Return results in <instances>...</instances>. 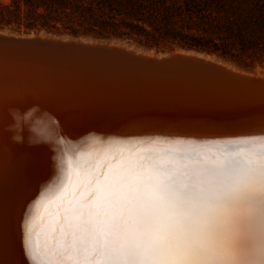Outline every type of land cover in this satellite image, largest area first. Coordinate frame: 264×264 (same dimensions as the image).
Masks as SVG:
<instances>
[{"label":"snow or ice","instance_id":"snow-or-ice-1","mask_svg":"<svg viewBox=\"0 0 264 264\" xmlns=\"http://www.w3.org/2000/svg\"><path fill=\"white\" fill-rule=\"evenodd\" d=\"M67 175L88 199L25 223L30 264H264V240L248 243L256 226L264 237V132L211 154L170 146L68 162Z\"/></svg>","mask_w":264,"mask_h":264},{"label":"water","instance_id":"water-1","mask_svg":"<svg viewBox=\"0 0 264 264\" xmlns=\"http://www.w3.org/2000/svg\"><path fill=\"white\" fill-rule=\"evenodd\" d=\"M72 38L0 34V114L47 119L59 133L76 129L73 116L120 112L210 138L264 132V78L191 55L149 57ZM55 65V72L26 67Z\"/></svg>","mask_w":264,"mask_h":264},{"label":"bare ground","instance_id":"bare-ground-1","mask_svg":"<svg viewBox=\"0 0 264 264\" xmlns=\"http://www.w3.org/2000/svg\"><path fill=\"white\" fill-rule=\"evenodd\" d=\"M0 34L20 37H42L72 40V37H57L42 33L16 35L0 30ZM80 41L93 43L91 39L80 38ZM144 54L149 57H166L172 54L191 55L216 62L228 69L241 73H250L264 78V73L249 72L237 69L207 54L188 49L154 55L132 48L128 45L111 41H97ZM29 70L40 71L52 67H31ZM25 69V66H24ZM0 114V264H30L24 250L25 223L35 218L38 222L48 223L56 215L63 216V205L68 199L80 198L87 201L83 184H73L68 180V162L77 161L95 164L97 161H118L122 154L138 152L145 149H165L170 146H194L209 154L217 151L230 142L251 137L199 135L193 131L169 129V125L159 120L143 117L141 112L116 113L122 117L88 120L89 115L72 118L76 129L61 131L52 129L49 120L38 122L30 117ZM141 116V117H139ZM148 116V115H146ZM164 125V126H163ZM174 125V124H173ZM166 127V128H165ZM83 134L76 135L78 130ZM184 133V134H183ZM191 133V134H186ZM61 136V137H60ZM77 136V137H76ZM60 138L64 141L60 143ZM60 144H57V143ZM64 144V145H63ZM60 152V153H59ZM57 153V154H56ZM75 175V171L73 172ZM67 185V195L55 203V198ZM19 235V236H18ZM18 237V240H16ZM264 237L259 226L250 230L248 243L258 248ZM19 242V245H18Z\"/></svg>","mask_w":264,"mask_h":264},{"label":"trees","instance_id":"trees-1","mask_svg":"<svg viewBox=\"0 0 264 264\" xmlns=\"http://www.w3.org/2000/svg\"><path fill=\"white\" fill-rule=\"evenodd\" d=\"M0 30L194 50L245 71L264 65V0H0Z\"/></svg>","mask_w":264,"mask_h":264},{"label":"rangeland","instance_id":"rangeland-1","mask_svg":"<svg viewBox=\"0 0 264 264\" xmlns=\"http://www.w3.org/2000/svg\"><path fill=\"white\" fill-rule=\"evenodd\" d=\"M4 2H9V0H3ZM3 31V30H1ZM4 32H7V33H12V34H16V35H28V34H24V33H14V32H11V31H4ZM42 34H46V35H51V36H59V37H74V36H70V35H67V34H50V33H46L44 31L41 32ZM31 34H37V33H30ZM82 38H85V39H91V40H99V39H96V38H93V37H82ZM101 41V40H100ZM106 41V40H104ZM108 41H111V42H114V43H117V44H123V45H128L132 48H135L137 50H140V51H143V52H147V53H150V54H154V55H160V54H165V53H170V52H173V51H165V52H155V50H151V51H147L146 49L138 46L137 44L135 43H132V42H126V41H121V40H108ZM180 49H175V51H179ZM213 58L214 60L217 59L215 57H211ZM219 60V59H218ZM221 61V60H219ZM228 65L230 64L231 66L237 68V69H240V70H243L241 66H239L237 63H232V62H227ZM226 63V64H227ZM257 72V73H264V65L263 66H260V65H256L255 69L253 71H249V72Z\"/></svg>","mask_w":264,"mask_h":264}]
</instances>
